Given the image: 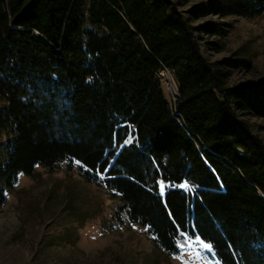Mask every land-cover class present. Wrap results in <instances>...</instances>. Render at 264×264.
Wrapping results in <instances>:
<instances>
[{"label": "trees", "instance_id": "obj_1", "mask_svg": "<svg viewBox=\"0 0 264 264\" xmlns=\"http://www.w3.org/2000/svg\"><path fill=\"white\" fill-rule=\"evenodd\" d=\"M230 10L258 16L264 0ZM207 12L175 0H0V209L22 175L74 161L162 249L198 236L221 264H264V140L249 121L264 119V77L232 83L228 59L207 57L220 32L195 22Z\"/></svg>", "mask_w": 264, "mask_h": 264}, {"label": "rangeland", "instance_id": "obj_2", "mask_svg": "<svg viewBox=\"0 0 264 264\" xmlns=\"http://www.w3.org/2000/svg\"><path fill=\"white\" fill-rule=\"evenodd\" d=\"M175 1L183 10L207 9L208 14L195 22L220 24L219 34L208 37L217 44L203 47L210 60L228 59L232 83L264 77V13L238 16L230 10L235 0ZM210 7L222 11L215 13ZM174 81L170 73L162 78L168 99ZM3 105L0 99V108ZM249 121L264 140V119ZM78 166L65 161L54 170L38 167L19 178L0 209V264H221L198 236H181L184 246L177 243L173 251L159 247L146 227L128 219L101 180H85ZM160 189L164 193L162 183Z\"/></svg>", "mask_w": 264, "mask_h": 264}, {"label": "built area", "instance_id": "obj_3", "mask_svg": "<svg viewBox=\"0 0 264 264\" xmlns=\"http://www.w3.org/2000/svg\"><path fill=\"white\" fill-rule=\"evenodd\" d=\"M165 73H170V71H169L168 69H166V68H164V69H162V70L160 71V74H161L163 77H164ZM170 75H171V73H170ZM171 76H172V75H171ZM174 82H175V81H174ZM170 92H171V94H170V100H171L172 102H175L176 99H177V96H178V94H179V90H178V86H177L176 82H175V87H174L173 89H171Z\"/></svg>", "mask_w": 264, "mask_h": 264}, {"label": "snow or ice", "instance_id": "obj_4", "mask_svg": "<svg viewBox=\"0 0 264 264\" xmlns=\"http://www.w3.org/2000/svg\"><path fill=\"white\" fill-rule=\"evenodd\" d=\"M184 187H188L187 184L183 185ZM205 248L211 249V245L210 244H205L204 245Z\"/></svg>", "mask_w": 264, "mask_h": 264}, {"label": "water", "instance_id": "obj_5", "mask_svg": "<svg viewBox=\"0 0 264 264\" xmlns=\"http://www.w3.org/2000/svg\"><path fill=\"white\" fill-rule=\"evenodd\" d=\"M177 243H178V245H181V246H184V244H185L182 239H179Z\"/></svg>", "mask_w": 264, "mask_h": 264}]
</instances>
